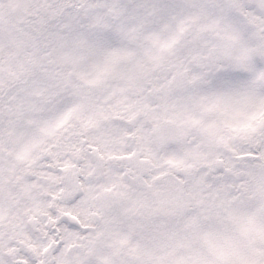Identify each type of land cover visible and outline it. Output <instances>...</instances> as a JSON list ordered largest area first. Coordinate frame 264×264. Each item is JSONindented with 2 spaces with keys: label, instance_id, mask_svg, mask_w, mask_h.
<instances>
[{
  "label": "snow or ice",
  "instance_id": "obj_1",
  "mask_svg": "<svg viewBox=\"0 0 264 264\" xmlns=\"http://www.w3.org/2000/svg\"><path fill=\"white\" fill-rule=\"evenodd\" d=\"M0 264H264V0H0Z\"/></svg>",
  "mask_w": 264,
  "mask_h": 264
}]
</instances>
